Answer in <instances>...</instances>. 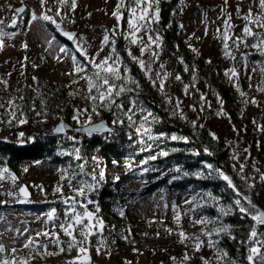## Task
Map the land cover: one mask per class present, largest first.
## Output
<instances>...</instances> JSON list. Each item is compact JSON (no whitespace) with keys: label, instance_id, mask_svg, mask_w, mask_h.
<instances>
[{"label":"trees","instance_id":"trees-1","mask_svg":"<svg viewBox=\"0 0 264 264\" xmlns=\"http://www.w3.org/2000/svg\"><path fill=\"white\" fill-rule=\"evenodd\" d=\"M54 3L59 2L54 0ZM159 8L160 20L152 24V29L161 38L162 58L171 74L169 83H173L176 92L161 91L158 83L154 86L149 75L131 60L123 39H118L116 45L122 65L131 70L129 75L139 84L137 88L128 83L127 86L135 88V92L123 94L117 103L122 102L126 111L130 107L131 97L137 102V108L143 107L146 112L152 113L146 123L142 122L139 110L133 116L134 123H130L115 107L109 110L97 106L93 111L92 103L86 99L87 81L81 79L85 73L76 74L75 68L63 73V79L59 82L50 77H30L17 92H9L0 83V103L5 104V107H0V172L7 169L0 179V194L2 196L5 191L4 181L9 177L22 186L27 185L31 198L35 195L40 197L32 202L20 196L21 194L10 193L6 197L3 195L4 198L0 196V214H15L28 223H36L40 217L47 223L46 227L38 225L26 232L22 242L19 240L14 246H6L8 251L4 255L9 259L12 257V248L17 250V259L27 257L29 249L24 248V244L27 237L35 236L37 231L60 233V239L65 242L66 248L69 238L59 228V224L66 218V209L70 206L64 200L75 196L73 187H79V181L86 180L99 184L86 199L95 201L88 204V210L101 218L105 225L102 233L89 237V243L85 245L89 253L97 256L105 251H132L160 240L152 229L166 232L171 229L180 239V231L190 237L184 241L187 251L184 250L181 261L177 264H181L185 253L190 259L183 261V264H203L200 251L206 250V246L213 254L211 260H208L209 264H249L248 249L253 246L249 239L251 228L255 226L259 233H264V226L254 225L249 216L238 211L234 201L239 197L220 173L229 176L241 194L250 197L256 207L264 210V200L261 199L264 183L260 179L264 175V105L256 100L259 94L257 87L249 82L246 84L241 77L225 75L232 67L224 62L209 60L190 44L189 36L180 23L185 9L184 1L159 0ZM70 9L67 4L68 12ZM53 13L55 12L47 11L48 15ZM47 25L59 37L55 27L51 23ZM262 35L264 36V32ZM253 38H249L246 45L253 49L247 56L250 62L263 64L264 86V52L252 47L256 44ZM63 43L69 46L65 41ZM76 56L82 65L88 64L86 74L92 75L95 69L88 60L78 52ZM185 66L188 71H185ZM121 72L123 73L122 69ZM176 75H180L182 80L177 81ZM151 78L156 79L155 76ZM82 81H86L82 91L72 90L73 85ZM185 85H189L187 93L193 95V103L198 107H204L208 102L215 104L238 124L240 130L246 131L245 135L250 139L255 157L237 159L225 140L215 138L205 127L184 116L179 104L177 106V96L186 93ZM92 94L95 95V91ZM201 95L204 96L203 100ZM9 99H15V109L8 108L6 102ZM84 108L88 111L80 114L79 121L73 119L75 110ZM12 110L16 112L15 119L10 114ZM98 115L106 121L110 131L94 132L89 136L87 131L79 130L97 125L98 122L88 124L87 121L89 116ZM21 119L26 122L20 123ZM116 119L123 120V123L114 124ZM60 124L64 126L62 131L56 129ZM29 126L34 134H24ZM68 126L75 130L68 129ZM144 129L149 131L145 133ZM173 136L176 139H172ZM40 164L57 167L59 175L57 183L52 180L53 184L46 192L37 191L24 183L25 177ZM101 172L103 178L100 176ZM92 177L96 180L93 181ZM69 178H72L71 183ZM57 188H61V191H57ZM152 189H157L166 199L179 202L183 212H186L179 223L163 219L144 221L133 216L132 211L139 199ZM78 199L85 201V197ZM245 206L248 205L245 203ZM53 209L57 215L54 220L49 221L47 214ZM221 209L227 214L221 213ZM77 210H81L79 205ZM121 210L124 212L123 216L120 215ZM204 217L210 222L194 223ZM2 224L3 220L0 219V226ZM223 225L229 226L227 233L217 234L213 231ZM205 232L213 234L209 237ZM123 236H128L129 239L125 240ZM77 238L80 239L78 233ZM38 239L41 243L48 244L49 252L58 253L57 247L48 238L41 236ZM198 241H203V244L196 251L194 244ZM210 241L215 247L209 246ZM98 247H101L99 253ZM31 251L34 258L30 259L29 264H66L69 259L78 255L76 248L54 255L38 254L36 249ZM223 253L227 255L218 259Z\"/></svg>","mask_w":264,"mask_h":264},{"label":"rangeland","instance_id":"rangeland-1","mask_svg":"<svg viewBox=\"0 0 264 264\" xmlns=\"http://www.w3.org/2000/svg\"><path fill=\"white\" fill-rule=\"evenodd\" d=\"M183 1L185 2V9L182 12L180 23L189 36L190 44L206 55L209 60L224 62L227 66L235 69L238 77H241L246 84L249 82L253 87H257L259 94H257L256 100L264 105L263 64L250 62L247 55L253 49L247 48L246 45L251 37H245L243 34V28L248 24L243 16L249 8L252 9L254 15L261 12L258 0H228L227 4H225V0ZM124 3L126 6L120 8L123 19L118 21L112 13L117 10L120 0H76L74 9L71 7V0H69L70 12L67 10V4L54 3V0H47L45 5H42L40 0H0V21H3L4 32L8 33L3 37V47L0 48V83L7 87L9 92H17L30 77L43 76L53 78L55 82L61 81L63 73L75 68L76 64L71 59V55L73 53L76 55V52L82 55L81 50L77 48L78 43L81 49L86 50L87 57L95 58L96 63H99L103 57L111 54V48L103 44L105 31L109 30L110 39H112L110 30L116 27L118 23L120 28L114 37L115 47L117 40L123 39L126 42L125 48L130 49L133 56L140 57L142 45H133L124 38L128 33L127 20L130 15L129 9L134 6V0H124ZM22 5H26L27 9L19 15L16 9ZM48 10L55 12L52 15L55 16L60 27L65 30L76 31L77 35L71 45H65L59 37H56L51 27L47 25L50 22L41 18ZM58 10L60 15L56 16ZM229 13L231 14L230 23L233 27L229 30L228 35L233 39L242 37L247 42L236 46L233 44V39H229L231 57L225 56L224 40L222 39L225 32L224 20ZM33 14H35V19H33ZM13 19L16 20L15 25L12 24ZM24 24L26 25L23 27ZM53 26L55 27V25ZM253 31L262 35L264 29L253 27ZM139 35L143 36L144 42L147 43V36L144 35L143 31ZM253 39L257 43L258 38ZM25 45L27 46L25 47ZM61 47H66L71 51L61 52ZM153 47L155 48V46ZM156 50L159 53L158 60H154L148 53L142 57L151 68V73L148 75L155 77L156 73L161 75L165 72L169 73L164 65L161 46ZM82 56L85 58L84 55ZM161 64L164 65L163 68L160 67ZM125 68L124 65H121L123 72ZM170 79L171 76H168L164 91L176 92L173 83H169ZM4 81L7 83L5 84ZM85 85L86 81L78 82L73 85L72 90L82 91ZM13 95L16 96L17 93H13ZM177 98L179 109L184 116L192 118L194 122L209 130L212 135L214 133L215 138L225 140L237 159L246 160L255 157V152L250 147V139L245 135L246 131L240 130L238 124L228 114L218 115L217 113H223L221 108L215 106L213 102L214 105L208 102L206 107L202 105L198 107L193 103V95L188 93L180 94ZM102 121L101 115L91 117V123ZM27 133L34 134L30 126L24 132V134ZM58 177L57 167L40 164L25 177L24 183L36 188L37 191L46 192L53 181L57 183ZM4 184L6 189L2 196L0 194L1 197L3 195L6 197L10 193L20 195L19 189L22 186L20 183L7 177ZM39 199L40 197L35 195L29 200L33 202ZM261 199L264 200V194ZM132 212L134 217L144 221L176 220L177 213H179L180 218L186 214L179 206L178 201L166 199L157 189H152L142 199H139ZM0 217L3 218V224L0 226L2 230L0 243H3L5 247L14 246L19 240L22 242L23 238L26 237L25 229L32 231L35 226L46 227L47 225L46 221L40 217L36 221L37 224L25 222L15 214L1 213ZM16 229L24 234L19 235L15 231ZM152 232L159 233L157 235L160 238L159 241L138 247L136 249L138 251H131V249L105 251L97 256L88 252L90 261L86 264H129V262L130 264H177L181 261L184 250L187 251L185 243L181 242V239L172 232H166L162 229L157 231L152 229ZM261 252L264 253V250ZM76 257L69 259L68 262L73 261ZM173 257L176 259L173 260ZM200 257L203 258L202 260H211L213 254L210 248L206 246V250H201ZM255 264H261V262L257 259Z\"/></svg>","mask_w":264,"mask_h":264},{"label":"snow or ice","instance_id":"snow-or-ice-1","mask_svg":"<svg viewBox=\"0 0 264 264\" xmlns=\"http://www.w3.org/2000/svg\"><path fill=\"white\" fill-rule=\"evenodd\" d=\"M42 5H45L47 3V0H40ZM60 4H68L69 0H58ZM183 2V0H181ZM228 0H225V4H227ZM124 0H120V4L117 6V10L112 13L113 16L117 18L118 21L123 19V14L120 11L121 7H125ZM258 6L261 9V12L259 14L254 15L252 12V9L249 8L248 12L243 16V19L248 21V24H246L243 28V34L245 37H254L258 38L257 43L252 45V47L256 48L258 51L264 52V36H260L257 32L253 31V27L264 29V0H258ZM71 7L74 9L76 7V0H71ZM239 11V8L237 9ZM18 12H22L23 9L17 10ZM130 15L127 20L128 25V33L124 36L126 40H128L131 44L136 45L140 44L142 45L140 47L141 56H133L131 53V50L128 49V55L131 57V60L135 63H137L142 71L146 73V75L151 73V68L148 66L146 61L142 58L145 53H148L154 60L159 59V53L156 49H158L161 44V38L158 34L155 33L154 29H152L153 23H158L160 20V8H159V0H134V6H131L130 9ZM60 15V11L58 10L56 12V16ZM35 14H33V19H35ZM45 21H49L51 24L55 25L57 29H60V24L57 22L55 16L48 15L47 13H44L41 17ZM231 20V14H227V18L224 20V29L225 32L222 36V39L224 40L223 48L225 49V56L231 57V52L229 51V39H233L228 35L229 30L233 27L230 23ZM12 24H16V20L13 19ZM3 21H0V48L3 47V37L8 35V33H5L3 30ZM120 25L117 24L116 27L110 30L112 39H110L109 30L105 31V35L103 36V44L105 46H109L111 48V54L108 56L103 57L99 63H96L95 58H89L87 57L86 50L81 49V46L79 43L77 44V48L81 50L82 55L85 56V59L88 60V63L92 65V67L95 69L92 75L86 74V68L88 67V64H81V62L77 59V56L75 53L71 55V59L73 60L74 64H76V67L74 69L76 74L85 73V75L81 76V79H85L87 81L88 85V96L86 97L87 100H89L92 103L93 111L96 110L97 106L99 107H106L109 110H111L113 107L120 110L123 115H125L130 123H134L133 116L135 115V112L139 110L142 113V122L146 123L148 122L149 118L152 117L151 112H146V110L143 107L137 108V102L133 100L131 97H129V103L130 107L125 111L123 103H117V100L125 93L129 92H135V88L128 87V83H131L133 85H136V87H139L138 82L135 80L134 77H131L129 75L130 69L125 68L124 72H121V65L123 64L122 58L119 56V53H117L116 47H115V35L117 31L119 30ZM143 31L144 35L147 36V43L144 42L143 36H140L139 33ZM219 31V29H218ZM63 35L68 37V39H73L74 35L73 33L69 32H63ZM241 43H247L242 37H235L233 39V44L236 46H239ZM27 45H25L26 47ZM155 46V48L153 47ZM61 52H70L71 49H68L66 47H61ZM101 51H103V48H101ZM99 55V53H97ZM181 62H183L181 60ZM210 62V61H209ZM161 68L164 67L163 64L160 65ZM185 71H188L187 66H185ZM156 79H152L151 75H149V79L151 80L152 84L155 86L157 83L159 84V89L161 91L165 88V83L170 76V73H163L161 75L160 73H156ZM225 75H230V77L235 78L238 76V73L235 69H231L228 72L225 73ZM35 79V77L33 78ZM175 79L177 81L182 80V77L180 75H176ZM195 79V77H193ZM119 81V83H117ZM6 84L7 81H4ZM189 88V85H185L184 89L187 93ZM95 91V95L92 93ZM71 95V93H70ZM243 96L244 93H241ZM19 99L23 100V97H20ZM171 99V98H169ZM204 99V96L201 95V100ZM255 103V100L252 101ZM9 109H15L17 105L15 104V99H9L7 102ZM179 104V101L177 102V106ZM0 107H5V104L0 103ZM88 111L87 108L84 109H76L75 115L73 116V119H76L79 121L80 114L86 113ZM146 112V114H144ZM11 116L13 119L16 118V112L14 110L11 111ZM218 115L226 113H217ZM20 123H25L26 121L21 119L19 121ZM88 124H91V117H88ZM113 123H123V120L116 119L113 121ZM60 131L63 130V127L58 129ZM102 130L110 131V129H107L105 124L103 122L92 125L86 129L87 134L91 136L94 132H100ZM264 130V129H262ZM137 131H140V128L137 129ZM149 130L144 129V132L147 133ZM213 136L215 134L213 133ZM172 139H176L175 136L172 137ZM231 143V142H229ZM247 151V149H245ZM164 155H167V153H164ZM155 159V157H153ZM26 170V169H25ZM82 171V169H81ZM241 171H243V165H241ZM259 171V170H257ZM4 172H7V169H4L2 172H0V179L3 178ZM220 175L223 177V179L228 183V185L233 188V190L236 191L237 198L234 203L238 208V211L242 215H247L251 218V220L254 222V225L264 226V210L258 209L254 204L253 201L248 197L239 192V190L236 188V185L233 183V181L230 179L229 176L224 175L223 173H220ZM101 178H103V172L100 173ZM71 179L69 178V182L71 183ZM93 181L96 180L95 177H92ZM261 180H264V175L260 176ZM99 184L97 183H89L86 180H80L79 181V187H73V191L76 193L75 196H72L70 198H67L64 200L65 204H69L70 206L66 209L65 212V220L59 224V228L62 230L63 234L66 235L69 239L66 242V248H65V242L61 241L60 239V233L55 231H37L35 233V236L29 235L27 237V240L24 244V248L29 249V254L27 257H22L20 259H17L15 256L16 249L12 248L11 253L12 257L9 259L6 255H4L8 250L5 248L3 243H0V264H29L30 259L34 258L32 256V249H36L38 254H45V255H54L58 253H62L65 250L71 251L73 248L77 249L78 255L76 258H74L73 261L67 262V264H86V262L90 261V257L88 256V247L87 245L89 243V237L92 235H95L97 233H102L103 229L105 227L104 221L101 218H98L96 214L92 211L88 210V204H93L95 201L86 199L88 194L90 192L95 191L98 188ZM253 185H249V187H252ZM21 192H26V189L21 188ZM57 191H61V188H57ZM79 197H85V201H81L78 198ZM244 201L248 206H245V203H242ZM189 201H186L188 203ZM77 205L80 206V211L77 210ZM167 207V205H165ZM175 207V206H174ZM98 206H97V212H98ZM221 213H224V210H220ZM120 215H124V212L121 210ZM176 221L179 223L180 215L177 213L176 215ZM0 219H3L0 217ZM55 219V210L53 209L50 213L47 214V220L52 221ZM219 219V218H217ZM95 221V222H94ZM210 222L207 217H204L200 220L194 221V223L197 224H206ZM19 235H23L24 233H21L19 229L15 230ZM28 229H25L24 232H28ZM168 231L171 233V229H168ZM215 233H227L229 231L228 225H223L219 228H216L213 230ZM77 233L80 237V239L77 238ZM206 236H211L212 232H205ZM159 235V233H157ZM45 237L48 238L51 242V244L55 245L58 249V253H51L48 251V244L41 243L38 239L39 237ZM179 236L181 237V242H184L185 240L189 239L183 231L179 232ZM264 236V233H259L257 231V228L253 226L250 231L249 239L253 246H251L248 249V256L247 260L249 261V264H255V261L258 259L261 264H264V253L261 252V249L264 248V239H261V237ZM125 240H128V236L122 237ZM196 239V238H193ZM203 244V241H198L194 244V249L196 251L200 250L201 245ZM209 246L215 247V244L213 242H209ZM41 250H43L41 252ZM101 251V247L97 248V252L99 253ZM134 251H138L134 249ZM227 255L226 253L221 254L218 259H222L223 256ZM173 260L176 258L173 257ZM190 257L185 253L183 257V261H188ZM203 259V258H202ZM183 261L181 264H183ZM130 264V262H129ZM203 264H209L208 260H203Z\"/></svg>","mask_w":264,"mask_h":264},{"label":"water","instance_id":"water-1","mask_svg":"<svg viewBox=\"0 0 264 264\" xmlns=\"http://www.w3.org/2000/svg\"><path fill=\"white\" fill-rule=\"evenodd\" d=\"M19 9H23V11H22V12H18L17 10H19ZM26 9H27V6H26V5H22V6L18 7V8L16 9V11H17V13H18L19 15H21V14H23V13L26 11ZM57 32L59 33V35H60V37H61L62 39L66 40V41L69 42V43H72L73 40H74V38H75L76 35H77V34H76V31L65 30V29L62 28V27H60V29H57ZM63 32H69V33H73V34H75V35H74V38L71 39V40L68 39V37H66V36L63 35ZM102 122L105 124L106 128L108 129V126H107L106 121L103 120ZM100 123H101V122H100ZM98 124H99V123H98ZM61 127H63V129H64L63 124H60L59 126H57L56 129L58 130V129H60ZM67 128H68V129H71V130H75V129H73L71 126H68ZM86 129H87V128L79 129V130H80V131H86ZM102 131H106V130H102ZM21 188L26 189V192H21V191H20ZM21 188L19 189L20 194H21L24 198H26V199H30V198H31V191L29 190V188L27 187V185H23ZM249 198H250V197H249ZM250 199H251V198H250ZM251 200H252V199H251ZM257 208L260 209V210H263L261 207H257Z\"/></svg>","mask_w":264,"mask_h":264}]
</instances>
